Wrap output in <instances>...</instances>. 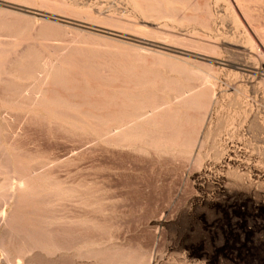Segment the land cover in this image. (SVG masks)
<instances>
[{"label":"rangeland","instance_id":"obj_1","mask_svg":"<svg viewBox=\"0 0 264 264\" xmlns=\"http://www.w3.org/2000/svg\"><path fill=\"white\" fill-rule=\"evenodd\" d=\"M0 264H264V0H0Z\"/></svg>","mask_w":264,"mask_h":264},{"label":"bare ground","instance_id":"obj_2","mask_svg":"<svg viewBox=\"0 0 264 264\" xmlns=\"http://www.w3.org/2000/svg\"><path fill=\"white\" fill-rule=\"evenodd\" d=\"M204 78V77H203ZM209 80V79H208ZM204 81H206V80H204ZM186 93V92H185ZM181 96V95H180ZM182 97H184V96H182ZM189 98H190V96H189ZM181 99V98H180ZM183 100V99H182ZM181 100V101H182ZM184 100H187V99H184ZM187 102V101H186ZM183 103V102H182ZM158 109V108H157ZM111 134V133H110Z\"/></svg>","mask_w":264,"mask_h":264}]
</instances>
